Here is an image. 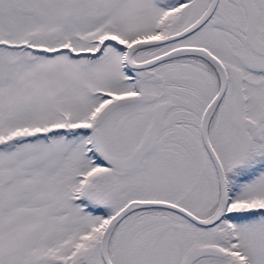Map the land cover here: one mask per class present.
<instances>
[{
	"label": "snow or ice",
	"instance_id": "snow-or-ice-1",
	"mask_svg": "<svg viewBox=\"0 0 264 264\" xmlns=\"http://www.w3.org/2000/svg\"><path fill=\"white\" fill-rule=\"evenodd\" d=\"M0 264H264V0H0Z\"/></svg>",
	"mask_w": 264,
	"mask_h": 264
}]
</instances>
